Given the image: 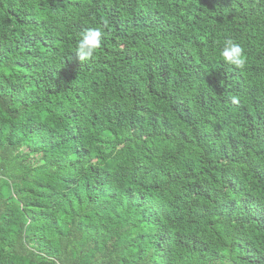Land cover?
<instances>
[{
	"label": "trees",
	"instance_id": "1",
	"mask_svg": "<svg viewBox=\"0 0 264 264\" xmlns=\"http://www.w3.org/2000/svg\"><path fill=\"white\" fill-rule=\"evenodd\" d=\"M0 264H264V0H0Z\"/></svg>",
	"mask_w": 264,
	"mask_h": 264
},
{
	"label": "clouds",
	"instance_id": "2",
	"mask_svg": "<svg viewBox=\"0 0 264 264\" xmlns=\"http://www.w3.org/2000/svg\"><path fill=\"white\" fill-rule=\"evenodd\" d=\"M103 35V29L100 27H89L82 32L75 49V54L80 61L90 59L101 48ZM220 55L223 61L229 65L243 67L245 64L243 48L232 40L225 42ZM232 101L233 103L237 102L235 97L232 98Z\"/></svg>",
	"mask_w": 264,
	"mask_h": 264
}]
</instances>
